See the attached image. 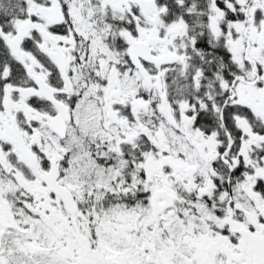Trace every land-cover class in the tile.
<instances>
[{
	"label": "snow or ice",
	"instance_id": "obj_1",
	"mask_svg": "<svg viewBox=\"0 0 264 264\" xmlns=\"http://www.w3.org/2000/svg\"><path fill=\"white\" fill-rule=\"evenodd\" d=\"M0 264H264V0H0Z\"/></svg>",
	"mask_w": 264,
	"mask_h": 264
}]
</instances>
